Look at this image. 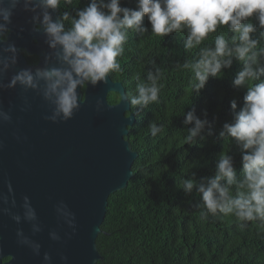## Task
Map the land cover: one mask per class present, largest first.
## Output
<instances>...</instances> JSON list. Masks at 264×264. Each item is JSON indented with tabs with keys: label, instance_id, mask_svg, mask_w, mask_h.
I'll return each instance as SVG.
<instances>
[{
	"label": "clouds",
	"instance_id": "obj_1",
	"mask_svg": "<svg viewBox=\"0 0 264 264\" xmlns=\"http://www.w3.org/2000/svg\"><path fill=\"white\" fill-rule=\"evenodd\" d=\"M61 2L38 0L36 4L42 9L44 32L49 47L55 50V62L37 67L35 71L19 69L2 87L19 85L25 91H37L51 106V115L45 119L67 121L83 103L78 89L107 83L109 73L122 70L117 58L125 51L129 31L140 36L149 32L144 24L145 17L155 36L184 33L185 51L196 50L193 59L177 65L191 72L189 84L194 96L200 94L209 77L223 78V70L231 68L235 60L240 68L232 84L245 90L243 106L233 112L231 122L223 124L219 138L230 145L234 142L240 148L241 168L238 172L229 154L230 148L228 151L222 149L217 154L213 175L197 180L193 173L181 181L179 188L186 195L193 190L200 194L203 218L220 214L234 217L240 228L256 221L264 226V0H136L135 8L122 6L121 0H88L84 7L74 9L75 15L65 10L59 20L54 21L48 10L60 8ZM63 3L71 4L72 0H63ZM11 14V8L0 7V18L4 21H10ZM64 21L70 23L69 28H65ZM10 68L8 61L0 60V72ZM134 79L137 81L136 94L130 97L131 105L144 109L159 103L163 87L159 68L149 70L145 80L138 75ZM230 106L233 110L237 108L236 99L230 101ZM183 115L185 124H193L187 130L184 144L202 147L199 141L206 138L207 111L203 119L196 116L194 108ZM0 117L6 121L10 119L7 114H0ZM162 129L163 126L155 122L149 124L153 136ZM6 183L11 193V183ZM8 199V195L3 196L5 203ZM23 208V218L33 222V232L39 231L35 209L27 196ZM57 211L74 229V219L69 218L72 214L62 202ZM13 219L19 223L21 215L13 214ZM50 236L60 239L56 232H51ZM17 237L21 244L40 254V245L22 230L17 231ZM43 260L50 264L47 252Z\"/></svg>",
	"mask_w": 264,
	"mask_h": 264
},
{
	"label": "trees",
	"instance_id": "obj_2",
	"mask_svg": "<svg viewBox=\"0 0 264 264\" xmlns=\"http://www.w3.org/2000/svg\"><path fill=\"white\" fill-rule=\"evenodd\" d=\"M87 2L72 0L64 4L62 0L58 17L65 10L75 15L74 9ZM121 3L136 7V0ZM64 24L66 29L70 27L68 21ZM144 24L149 32L140 36L129 31L125 51L117 58L122 70L109 75L122 82L129 101L136 94L134 77L145 80L149 70H161L163 87L159 103L144 109L130 103L126 112L135 116L125 138L137 156L127 186L108 196L96 237L102 259L95 264H264V226L260 222H248L240 228L231 216L209 214L203 218L200 194L193 190L186 195L179 188L181 181L193 173L197 180L213 175L222 149L230 148L237 171L241 168L240 148L219 138L223 124L231 122L233 112L243 106L245 90L232 84L240 65L234 60L231 68L223 70V78L209 77L200 94L194 96L189 84L191 72L177 67L193 59L196 52L185 51V34L159 37L151 33L147 17ZM25 55L29 62L37 59L33 54ZM232 99L237 101L235 110L230 106ZM118 100L116 92L108 94L111 103ZM192 108L201 119L207 111L206 138H197L202 147L184 144L193 124H185L183 114ZM152 122L163 126L155 136L149 130Z\"/></svg>",
	"mask_w": 264,
	"mask_h": 264
},
{
	"label": "water",
	"instance_id": "obj_3",
	"mask_svg": "<svg viewBox=\"0 0 264 264\" xmlns=\"http://www.w3.org/2000/svg\"><path fill=\"white\" fill-rule=\"evenodd\" d=\"M38 0H0V7L11 8L10 21L0 18V60L11 68L0 72V221L14 244L17 231L47 250L51 258L66 257L70 264H95L102 258L96 246L108 196L127 186L137 152L125 136L135 121L130 101L121 81L89 84L79 90L83 103L67 121L45 119L51 106L34 90L3 88L19 69L43 67L55 62L49 47ZM59 20L57 9H49ZM22 50L37 55L27 61ZM116 92L117 102L108 101ZM12 192H8L7 183ZM8 195L5 203L3 196ZM35 209L39 231L23 218L24 197ZM13 200L15 204H13ZM61 202L74 219V229L57 211ZM9 209L5 212L4 209ZM13 214L21 215L18 223ZM60 239L54 240L50 233ZM65 260V259H63Z\"/></svg>",
	"mask_w": 264,
	"mask_h": 264
},
{
	"label": "flooded vegetation",
	"instance_id": "obj_4",
	"mask_svg": "<svg viewBox=\"0 0 264 264\" xmlns=\"http://www.w3.org/2000/svg\"><path fill=\"white\" fill-rule=\"evenodd\" d=\"M22 53L26 57L25 53L30 52L22 50ZM30 54L35 55L37 58L35 53ZM37 60L38 58L35 62H29L27 59L31 64H35ZM4 227L5 225L0 221V264H45L43 255L47 250L40 249V254L37 255L33 252L32 248L26 244H14L10 236L7 235ZM50 264H70V262L67 258L63 260L62 257L56 256L51 258Z\"/></svg>",
	"mask_w": 264,
	"mask_h": 264
}]
</instances>
